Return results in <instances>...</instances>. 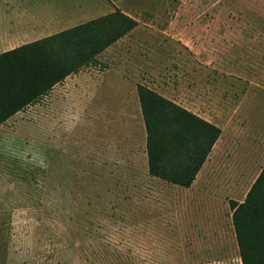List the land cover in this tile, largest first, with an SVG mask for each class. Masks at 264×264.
<instances>
[{
  "label": "rangeland",
  "instance_id": "obj_1",
  "mask_svg": "<svg viewBox=\"0 0 264 264\" xmlns=\"http://www.w3.org/2000/svg\"><path fill=\"white\" fill-rule=\"evenodd\" d=\"M175 1L163 38L101 54V66L61 84L77 92L48 135L34 121L23 151H0V264H190L192 247L193 264H241L229 201L244 200L264 165V138L246 130L248 116L264 120V0ZM138 83L221 120L226 147L214 146L189 188L121 155L130 125L141 149L145 130L119 120L112 92ZM242 101L241 112L220 110ZM50 102L26 112L40 117Z\"/></svg>",
  "mask_w": 264,
  "mask_h": 264
},
{
  "label": "trees",
  "instance_id": "obj_2",
  "mask_svg": "<svg viewBox=\"0 0 264 264\" xmlns=\"http://www.w3.org/2000/svg\"><path fill=\"white\" fill-rule=\"evenodd\" d=\"M137 24L116 8L0 53V125L38 103L68 76L100 65L97 56ZM136 89L145 129L148 174L189 188L221 129L145 85L138 83ZM229 207L241 264H264V165L244 200H230Z\"/></svg>",
  "mask_w": 264,
  "mask_h": 264
},
{
  "label": "crops",
  "instance_id": "obj_3",
  "mask_svg": "<svg viewBox=\"0 0 264 264\" xmlns=\"http://www.w3.org/2000/svg\"><path fill=\"white\" fill-rule=\"evenodd\" d=\"M1 3H4V0H0V4ZM172 4L177 5L179 3L175 0H24L18 2L12 0V2L6 4L9 5V16L0 18V53L73 27L93 18L111 13L118 8L123 13L136 20L138 24L128 34L100 53L97 56V59L99 60L101 54L111 50V48H114L117 44H122L123 42L129 43V39L137 43H146L148 41L150 42V40H148L150 38H163L165 35L162 32H167L168 26L172 23L169 14L170 11H172ZM142 11H144L143 14H141ZM138 32H143L146 36L141 39L139 35H137ZM81 72L68 76L63 82L55 85L52 90L42 98H48L51 100L47 106L46 110L48 112L46 114H42V116L38 117L26 112L27 109L36 107L38 104L36 103L28 106L25 110L16 113L1 124L0 151L9 154H16L17 152L23 151L27 146L26 139L31 136V133L34 130H38V127L35 128L33 125L34 121L37 123L39 122L41 134L45 133L48 135V123L50 120L54 119L55 115H57V117L58 115H61L58 110L62 106L64 107L67 104H72V99H74L75 93L77 92L74 85L61 86V84L67 80H72L73 78L75 79L78 76H81ZM136 86L137 84L133 85L131 90L125 89L124 86L116 88L115 90L118 92V97L115 92L110 90L112 87H107V89L112 92V98H119L122 103L121 110L118 113L119 120L121 121L126 120L134 123L142 120ZM147 87L167 98L155 88L151 86ZM64 95H67V98H64ZM169 100L179 104L172 99ZM224 104L226 103H223L221 106ZM243 104L244 101H242V103H228V105H224L220 110H230L229 106H232L233 108L238 107V110H236L241 112ZM184 108L204 120L217 125L221 129V134L215 145H219L220 143V147H226L225 131L221 126V120L219 118L198 112L192 107ZM233 108H231V112L233 111ZM49 110H55L58 112L57 114L54 112H51L52 114H50ZM50 116L52 118H50ZM248 120V127L246 130L249 133H258L264 138V120L258 121L254 116H248ZM133 128L134 127L130 125L128 131H126L127 133H122L124 136L123 140H125V146H123L125 151L119 152H121V155L123 154L125 156V162L140 159L147 165V156L146 151L144 150L145 132L143 131L142 133L143 147L141 149L140 147H137V144H133L135 141ZM18 141H20V143L22 141L21 146L20 144L18 145ZM190 245L192 247V244ZM189 253L190 264H193L194 261H199L200 254L194 253L193 247ZM199 264H202V262Z\"/></svg>",
  "mask_w": 264,
  "mask_h": 264
}]
</instances>
